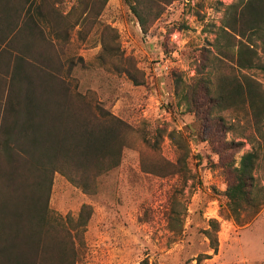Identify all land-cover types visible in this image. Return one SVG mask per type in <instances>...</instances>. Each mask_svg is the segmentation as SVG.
I'll list each match as a JSON object with an SVG mask.
<instances>
[{"label":"rangeland","instance_id":"rangeland-1","mask_svg":"<svg viewBox=\"0 0 264 264\" xmlns=\"http://www.w3.org/2000/svg\"><path fill=\"white\" fill-rule=\"evenodd\" d=\"M57 1L66 15L80 0ZM129 1L85 0L71 10L67 31L56 41L64 84L87 91L129 125L120 163L98 178L95 193L54 175L49 205L56 214L76 216L84 203L92 208L76 239L75 264H264V204L239 223L225 205L231 170L252 149L235 112L219 113L232 129L215 127L209 131L215 136L202 141L197 122L173 93V76H192L200 54L214 51L226 6L237 0L162 3L147 33ZM263 41L255 45L261 61ZM247 72L264 86L258 69ZM182 139L187 156L180 176L173 164ZM261 148L254 175L264 187ZM212 219L216 250L204 231L212 229Z\"/></svg>","mask_w":264,"mask_h":264},{"label":"trees","instance_id":"trees-1","mask_svg":"<svg viewBox=\"0 0 264 264\" xmlns=\"http://www.w3.org/2000/svg\"><path fill=\"white\" fill-rule=\"evenodd\" d=\"M172 1L131 0L129 5L147 33L161 13L158 7ZM56 2L0 0V264H75L76 239L92 208L84 203L76 216L56 214L49 205L54 175L95 193L98 178L119 165L126 143L127 122L92 102L87 91L64 84L56 41L67 31L71 10L86 2L78 1L66 15ZM263 37L264 0H237L226 6L214 51L200 54L192 76H173V93L197 122L202 141L215 136L209 132L215 127L232 129L219 114L230 111L252 146L232 168L224 191L237 223L264 204V187L254 175L261 158L257 147L264 145V86L247 72L264 74L255 47ZM180 144L183 151L173 165L181 176L187 155L183 139ZM208 225L212 229L204 231L216 250L218 223L212 219Z\"/></svg>","mask_w":264,"mask_h":264}]
</instances>
